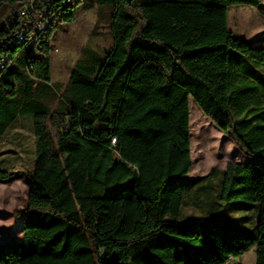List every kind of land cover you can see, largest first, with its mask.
<instances>
[{
    "label": "trees",
    "instance_id": "1",
    "mask_svg": "<svg viewBox=\"0 0 264 264\" xmlns=\"http://www.w3.org/2000/svg\"><path fill=\"white\" fill-rule=\"evenodd\" d=\"M77 4L109 12L111 47L78 60L61 91L52 40L56 24L76 21ZM260 5L0 0V137L25 119L34 144L22 237L0 245V264H230L252 247L264 264V47L228 27L231 7ZM30 8L43 26L35 39V23L22 30L15 15ZM190 100L262 158L228 164L219 195L258 206L255 238L212 234L204 218L178 221L200 190L189 177ZM13 177L0 168V182Z\"/></svg>",
    "mask_w": 264,
    "mask_h": 264
},
{
    "label": "rangeland",
    "instance_id": "2",
    "mask_svg": "<svg viewBox=\"0 0 264 264\" xmlns=\"http://www.w3.org/2000/svg\"><path fill=\"white\" fill-rule=\"evenodd\" d=\"M76 8V7H75ZM77 4L76 21L56 24L55 36L50 52L52 83L61 91L66 86L72 70L84 55L101 56L111 47L109 12L97 7L84 10ZM17 9L15 14L21 29L33 28L34 17H22ZM0 11V25L4 23ZM2 14V15H1ZM228 25L234 37L257 47H264V0L260 7H231ZM31 26V28H30ZM229 57L238 55L229 52ZM264 66V63L262 64ZM190 143L192 171L190 178H198L200 187L182 210L178 221L190 218H204L203 229L212 234L230 238H255L258 235L257 218L259 208H248V202L222 203L219 195L222 189L221 173L230 163H262V158L249 155L238 144L232 134H224L207 119L190 100ZM33 136L29 122L17 120L0 137V168L10 171L14 177L0 182V245L10 241L18 242L22 237L23 211L27 207L29 172L33 161ZM256 247L230 264H255Z\"/></svg>",
    "mask_w": 264,
    "mask_h": 264
},
{
    "label": "built area",
    "instance_id": "3",
    "mask_svg": "<svg viewBox=\"0 0 264 264\" xmlns=\"http://www.w3.org/2000/svg\"><path fill=\"white\" fill-rule=\"evenodd\" d=\"M65 7H70V4L67 3ZM30 13L36 15V16L34 17V22H33V24L35 23V25H34L33 27H34V29L36 28V33H34V34H30L29 38H30V39H35L37 33H38L39 31L43 30V26H42V22H40V15H37V14L34 12V10L31 9V8L28 9V10H26V9L21 10L20 15H21L22 17L28 18V16H30ZM15 15H16V14H15ZM16 17H19V15H17ZM19 18H20V17H19ZM16 19H17V18H16ZM18 20H19V19H17V22H18ZM18 25H19V24H18ZM20 26H21V24H20ZM26 29L28 30L29 28H26ZM26 29H24V30H26Z\"/></svg>",
    "mask_w": 264,
    "mask_h": 264
},
{
    "label": "crops",
    "instance_id": "4",
    "mask_svg": "<svg viewBox=\"0 0 264 264\" xmlns=\"http://www.w3.org/2000/svg\"><path fill=\"white\" fill-rule=\"evenodd\" d=\"M230 10V9H229ZM228 15H229V11H228ZM228 27H229V25H228Z\"/></svg>",
    "mask_w": 264,
    "mask_h": 264
}]
</instances>
